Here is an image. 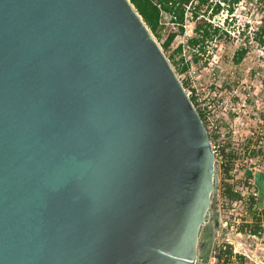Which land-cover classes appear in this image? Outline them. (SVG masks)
I'll use <instances>...</instances> for the list:
<instances>
[{"label": "water", "instance_id": "1", "mask_svg": "<svg viewBox=\"0 0 264 264\" xmlns=\"http://www.w3.org/2000/svg\"><path fill=\"white\" fill-rule=\"evenodd\" d=\"M217 178L129 0H0V264H194Z\"/></svg>", "mask_w": 264, "mask_h": 264}, {"label": "rangeland", "instance_id": "2", "mask_svg": "<svg viewBox=\"0 0 264 264\" xmlns=\"http://www.w3.org/2000/svg\"><path fill=\"white\" fill-rule=\"evenodd\" d=\"M230 1L193 0L185 7L182 32L171 22L168 14L162 13L158 36L152 33L189 93L201 118L207 125L210 120L218 125L219 134L216 137L213 135L211 137L209 134L210 140L217 139L226 153L233 146L243 147L248 141L246 137L249 135L248 131H252L257 125V117L264 121V44L262 42L264 31L261 33V30H264V21L260 25L254 22L256 21L255 4L252 0H244L233 5ZM215 5L220 6L219 10L210 14ZM194 12L197 13L195 17ZM204 22L212 25L208 28L209 38L198 42L192 50L189 39L202 38V32L197 31L196 27ZM171 33H176V36L167 49H164L163 43ZM241 52L244 53L239 57ZM186 63L188 67L183 70ZM263 173H256L257 181V176ZM229 179L218 172L217 191L211 203V212L217 220L218 212L222 213V220L232 218L231 213H243L239 206L232 210L234 208L230 205L232 200H226L222 193L223 186L230 187L232 191L233 186L239 184L240 180ZM261 192L254 203V208L248 209L245 219L249 223L240 225L234 223L233 227H227L219 235L216 234L212 252L219 245H228L227 239H229L233 245L240 243L243 248H248V254L253 259H262L264 198L260 200L263 197ZM258 200L260 203H257ZM256 227L258 232L253 233L252 228ZM252 234L255 237H252Z\"/></svg>", "mask_w": 264, "mask_h": 264}, {"label": "built area", "instance_id": "3", "mask_svg": "<svg viewBox=\"0 0 264 264\" xmlns=\"http://www.w3.org/2000/svg\"><path fill=\"white\" fill-rule=\"evenodd\" d=\"M242 1L244 0H239L238 2L241 3ZM252 1L255 4L254 17L256 21L254 22L260 25L261 22L264 21V0ZM220 4L222 5L223 3ZM248 23H250V21H248ZM257 29L258 28H256V30ZM257 118V125L252 131H248L249 135H246L248 141L242 148L240 145L233 146L226 153L224 152L223 145L218 143L217 139L215 141L210 140L211 149L217 166V175L219 172L221 175L229 177V180H240L239 184L236 183V187L233 186L232 188V192L238 194L239 197L233 199L230 205L234 207L232 210H235V207L239 206L240 210L243 212L231 213L233 216L232 218H228V220H222V213L218 212V221L221 226L216 232L217 235L227 227H233L234 223L239 225L248 224L249 222L245 219L248 209L251 210V207L253 208L255 206V204H251V201L254 200L255 202L256 199H258L260 190L256 183V173L264 172V170H262L264 168V121L260 117ZM202 121L210 136L213 135V137H216L219 134V127L214 121L210 120L209 125H207L203 119ZM225 189L226 188L223 186L222 190L225 191ZM225 205H227V203H225ZM252 237H255V235L252 234ZM227 242L228 245H232L233 247L230 246L231 248L228 249L229 247L226 244L217 246L216 250L212 252V260H210L209 264H264V256L262 259H253L248 254V248H243L240 243L233 245L229 239H227Z\"/></svg>", "mask_w": 264, "mask_h": 264}, {"label": "trees", "instance_id": "4", "mask_svg": "<svg viewBox=\"0 0 264 264\" xmlns=\"http://www.w3.org/2000/svg\"><path fill=\"white\" fill-rule=\"evenodd\" d=\"M131 4L135 7L136 11L141 16L144 23L147 25L148 29L153 33V35L158 36V30L162 23V17L163 14H168L170 16L171 22L178 26L180 29V32L183 31V22H184V12L185 7L190 4L193 0H129ZM205 1V0H203ZM226 1V0H225ZM239 0H231L230 4L233 5L234 3H237ZM220 6L215 5L214 9L211 10V13H216L219 10ZM231 10V8H229ZM197 15L196 12H194L193 16L195 17ZM212 25L209 22H204L203 24H198L196 27L197 31L202 32V38L197 39L195 37L189 39V46L193 49H195V46L198 42H201L205 40L206 38H209V30L208 28ZM264 30H261V33ZM176 36V33L169 34L166 41L163 43V48L167 49L170 42L173 40V38ZM264 44V41H262ZM180 50V48H179ZM244 52H241L239 57L242 56ZM240 59V58H239ZM238 60V59H237ZM236 60V61H237ZM188 63H186L183 66V70L187 69ZM223 195L225 196V199L227 200H233L239 197L238 194H235L231 191L230 187L226 188L223 192ZM243 227V226H242ZM241 227V228H242ZM253 233L258 232V227L255 229L252 228ZM230 249L231 247L228 246Z\"/></svg>", "mask_w": 264, "mask_h": 264}, {"label": "flooded vegetation", "instance_id": "5", "mask_svg": "<svg viewBox=\"0 0 264 264\" xmlns=\"http://www.w3.org/2000/svg\"><path fill=\"white\" fill-rule=\"evenodd\" d=\"M220 222L213 214L210 217V222L203 228H201L198 235V242L196 248V258L194 264L205 263L209 264L212 250L215 245V236L217 230L220 228Z\"/></svg>", "mask_w": 264, "mask_h": 264}, {"label": "crops", "instance_id": "6", "mask_svg": "<svg viewBox=\"0 0 264 264\" xmlns=\"http://www.w3.org/2000/svg\"><path fill=\"white\" fill-rule=\"evenodd\" d=\"M257 177H258L257 186L260 189V191H262L261 193H263V197L260 198V200H263V198H264V184H263V181H264V178H263L264 177V173L261 174V175H258ZM261 178H263V179H261ZM254 203H255L254 200H252L251 201V204H254ZM257 203H260V201L258 200ZM257 209H259V207Z\"/></svg>", "mask_w": 264, "mask_h": 264}]
</instances>
